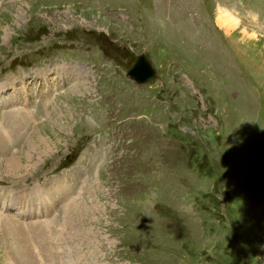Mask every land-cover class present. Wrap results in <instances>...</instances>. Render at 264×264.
<instances>
[{"label": "rangeland", "instance_id": "obj_1", "mask_svg": "<svg viewBox=\"0 0 264 264\" xmlns=\"http://www.w3.org/2000/svg\"><path fill=\"white\" fill-rule=\"evenodd\" d=\"M134 56L146 84L125 73ZM0 88V197L17 195L0 264H264V0H0ZM38 138L52 158L5 174ZM37 185L48 217L18 221Z\"/></svg>", "mask_w": 264, "mask_h": 264}, {"label": "bare ground", "instance_id": "obj_2", "mask_svg": "<svg viewBox=\"0 0 264 264\" xmlns=\"http://www.w3.org/2000/svg\"><path fill=\"white\" fill-rule=\"evenodd\" d=\"M222 12V11H221ZM224 16V15H223ZM225 17V16H224ZM219 19V18H218ZM221 19V18H220ZM223 19V18H222ZM228 19V18H227ZM226 20V19H225ZM220 21V20H219ZM231 21V20H230ZM230 23V22H229ZM230 27V26H229ZM73 70V69H72ZM80 70V69H79ZM74 72V71H73ZM75 73V72H74ZM85 73V72H84ZM76 74V73H75ZM1 89V88H0ZM2 90V89H1ZM32 114V113H31ZM31 116H33V115H31ZM13 120H14V123L13 124H16V127H17V134L18 135H16L17 137L16 138H14V139H17V141H22V139H25V135L23 136V130L22 129H20L21 127L19 126V125H21L20 123H22L23 121L25 122V124H27L28 123V121H27V118H26V116L24 115V114H22V113H16V115H15V118H13ZM56 120V119H55ZM24 124V123H23ZM59 124V125H58ZM64 128H65V126L63 125V124H61V123H56V124H53L52 125V129H51V131L50 132H55L56 130L58 131V130H64ZM65 129H67V127L65 128ZM31 133H33V131L31 132ZM5 136V135H4ZM33 136H36V135H33ZM39 137V136H38ZM45 138V137H44ZM44 138H38V140H30V142H29V144H28V147L26 148V146H25V148H26V150L23 152V153H21L20 154V152L18 153V155H17V157H15L14 158V156H11L13 159H7V161L5 162V164L3 165V170H4V173L5 174H8V175H11V177H16V178H18L19 179V177H22L24 174H26L27 172H29V171H31L32 170V168H34V167H36L37 166V164L40 162V161H43V157L45 156H47L48 154V156H47V158L48 157H51L52 156V149H51V145H50V142H49V140L47 141L46 139H44ZM26 140V139H25ZM25 140H24V142H23V146H22V148L21 149H23V147H24V144H25ZM45 140V141H44ZM8 143V141L7 140H5V141H3V140H1L0 139V144H2V145H4V144H7ZM7 145H9V144H7ZM5 147V146H4ZM17 149V148H16ZM18 150V149H17ZM11 153V152H10ZM8 157H10L9 156V154L7 155ZM52 158V157H51ZM24 159H25V161H24ZM20 196V195H19ZM16 197H17V195H16ZM15 197V198H16ZM15 198L14 197H12V200H14L15 201ZM5 200H7L6 199V197L4 198ZM4 199H1V197H0V200H1V203L4 201ZM13 201V202H14ZM75 202V201H74ZM7 203H8V201H7ZM51 203L54 205V202H52V200H51ZM74 204V203H73ZM73 204H71L70 205V207H69V205L67 206V207H69V209L72 207V205ZM17 208V207H16ZM70 210H72V209H70ZM67 211V210H66ZM73 214H74V212H73ZM3 214H1V212H0V217L2 216ZM76 216H77V213H76ZM69 218L71 219V220H75L76 221V219H78V218H76L75 219V217L73 216V215H71V216H69ZM2 222V221H1ZM0 222V223H1ZM4 223V222H3Z\"/></svg>", "mask_w": 264, "mask_h": 264}, {"label": "water", "instance_id": "obj_3", "mask_svg": "<svg viewBox=\"0 0 264 264\" xmlns=\"http://www.w3.org/2000/svg\"><path fill=\"white\" fill-rule=\"evenodd\" d=\"M144 59L142 57H137L135 59V63L129 68L128 73L132 76V78H134L135 80L139 81V82H144L146 81L148 78H150L152 76L150 69L148 68V64L143 62ZM145 63V64H143ZM135 67V68H134ZM147 68V70L149 71L148 73H144L142 75V73H140L138 68Z\"/></svg>", "mask_w": 264, "mask_h": 264}]
</instances>
